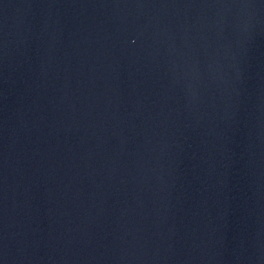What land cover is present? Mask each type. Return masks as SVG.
<instances>
[{
  "label": "water",
  "instance_id": "obj_1",
  "mask_svg": "<svg viewBox=\"0 0 264 264\" xmlns=\"http://www.w3.org/2000/svg\"><path fill=\"white\" fill-rule=\"evenodd\" d=\"M0 264H264V0H0Z\"/></svg>",
  "mask_w": 264,
  "mask_h": 264
}]
</instances>
